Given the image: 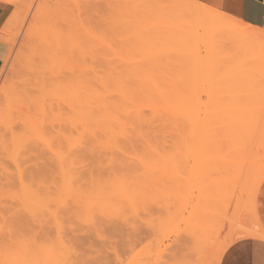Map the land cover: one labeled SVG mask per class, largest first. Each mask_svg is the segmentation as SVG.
Segmentation results:
<instances>
[{"label": "rangeland", "instance_id": "374dc122", "mask_svg": "<svg viewBox=\"0 0 264 264\" xmlns=\"http://www.w3.org/2000/svg\"><path fill=\"white\" fill-rule=\"evenodd\" d=\"M7 2L0 264H187L263 225L264 48L169 27V0Z\"/></svg>", "mask_w": 264, "mask_h": 264}, {"label": "bare ground", "instance_id": "6f19581e", "mask_svg": "<svg viewBox=\"0 0 264 264\" xmlns=\"http://www.w3.org/2000/svg\"><path fill=\"white\" fill-rule=\"evenodd\" d=\"M169 3H170V5H169V13L168 14L172 17V19L168 22V26L169 27H171L172 25H176V24L179 25L180 24L181 27H178L177 28L179 31L183 32L184 34H189V35H192V36L198 35L200 37H204L205 41L220 42V44L223 43V42H225L226 44L229 43V42H231V43H233V42H239L240 48L243 49V50L254 49L255 47H258V48H261V49L264 48V31L261 30V29L254 28V27H252V26H250V25H248V24H246V23H244V22H242L240 20L232 19L230 16L224 15L223 13H220V12H217V11H213V9L211 7H208V6H206V5L198 2L196 0H169ZM64 17H67V16H64ZM72 18H73V16H72ZM65 19L64 20L61 19V21H67V22H64L63 23L64 25L59 22L60 23L59 24L60 27H63L64 28L65 24H70L71 21L65 20ZM70 26L72 27V23H71V25L68 26V28ZM172 27H176V26H172ZM49 29L50 28H48V31H49ZM66 29L64 30V32H66V33H64V35H63V32L62 31H59V36L57 35L58 36L57 39H60V36L61 35L64 37V38L61 37V39H65V37L67 36L66 34H70V32L68 33V30L70 28L67 29V30ZM73 29H75V28H73ZM56 32H57V30H56ZM60 32H62V34ZM72 32H73V30H72ZM74 32H75V30H74ZM50 33H52V32H50ZM76 33L78 34L77 30H76L75 34ZM53 34H55V33L53 32ZM57 34H58V32H57ZM57 36H55V38ZM72 36H74V35H72ZM69 37H67V38H69ZM55 38L53 37V40ZM67 38L64 41L61 40V39L60 40H56V41L58 43L60 41H63V43L62 42L60 43L62 45H64L65 43H67V44H65L66 46H69V49H68V47H66L67 48V51L70 50L71 52H73V51L76 52L77 51V48H76V50H74V48H73L72 49L73 51L70 48V43H71L72 39H67ZM77 40H78L77 42L80 43V37H78ZM53 44H54V48L53 49L55 50L57 47H56L55 43H53ZM75 44L78 45L77 43H75ZM76 45H74V46L75 47H78ZM66 48H65V50H66ZM240 48H238V49H240ZM57 49L55 50V52L58 55L56 53H55V55L58 58V57H60L59 56V51L63 52V49L60 50L61 49L60 48V49H58L59 51ZM63 54H65V53H63ZM55 55L53 57V53H52V57H53L54 60L53 59H50V60H52L53 62H55V61H57L59 59L57 62H61V63H64V64H61V63L58 64L56 62H55V64L53 63L54 65L51 64L52 66L50 67V74L53 71L55 72L56 70H59V72L57 71L56 73L59 74L60 71H62V73L64 75L62 73H60L59 75L57 74L56 78H60V79L57 80L58 82L60 81L58 83L57 81H55L56 79H55V75L54 74H56V73H53L52 75L49 74L50 75L49 78L52 79L51 76H54L53 78L55 80L52 79L53 80L52 81V80L49 79L48 82L49 81H52L53 82V83H50V86H53V89L52 90H53V93L55 92L54 94H57V93L61 92L59 94L60 95L62 94L61 96H63L65 98L64 95L69 91L70 87L72 89V81H71V83H69L71 86L69 84L67 86V83H68L67 81L69 79L73 78V76L70 75L73 71H72V68H71L70 64H67V65L65 64V62L63 61L62 56H61L62 60H60V58L56 59V56ZM65 55L67 56V54H65ZM49 57H50V55H49ZM69 57H72V58H69L68 61H71L74 58L73 56H69ZM60 64L62 66H60ZM53 66H55V67H53ZM65 66H69V69L70 70L67 67H65ZM52 68H53V70H52ZM67 71H68L70 77H68V74L66 73ZM64 72L67 74V76L65 75ZM72 75H74V73ZM61 76H62V78H61ZM66 77H68L67 80H65ZM54 81L59 84V85L57 84L59 88L55 85V82ZM61 84H63L65 86L64 87V88H66L65 90H62L61 86H63V85H61ZM67 88H68V90H67ZM56 89H57L58 92L56 91ZM73 90H74V87H73ZM70 92L72 93V91H70ZM59 94H58V96H59ZM55 96H57V95H53V97H52L53 100L55 99ZM72 100H74V99H72ZM49 101H52V100H49ZM56 101H57V98L54 101V103H56ZM59 101L60 100L57 101L58 108L62 104L61 103L60 105H58L59 104ZM69 102L67 103L68 105H69ZM74 102L75 101H73V103ZM54 103L53 102H48V104H49L48 106H50V111L52 110L51 108L54 107V106H52V105H54ZM55 108L53 110H55ZM59 109L63 110L64 107L63 108H59ZM255 172H257V171L254 170L253 173H255ZM260 173L261 172H259V174ZM259 174H257V175H259ZM261 174H263V173H261ZM254 178H255V175H254ZM234 179H237V178H234ZM236 186H238L237 183H236ZM263 191H264V183H263L262 187L259 190V197H258L259 198V201H258L259 202V216H260V219H261V222L263 223V225L261 227H259V229H256L255 228L254 231L242 230L241 233H239L238 235L234 236V238L230 239L229 242H232V241H234L236 239L245 238V237H248V236L249 237L250 236H254V237H259V238L264 237V221H263V217H262V213H261V203H262ZM201 231H202V229H201ZM207 231L209 232V230L202 231L201 235H199L198 237H195V238L192 239V245H191V247L189 249L190 252L188 253V256H187V259H186L187 264H207L208 257H209L208 254H211V256H213V258L215 257L214 258L215 259L214 262L216 264H220V261L222 259V255L224 253L223 251H225L228 246L226 248H224L223 245H217V248L215 247L216 250H215V253H214V250L213 249H215V248L211 247L212 246L211 242L213 241V240L211 241V236L213 235V233H208ZM211 232H213V231H211ZM222 249H223V251H222ZM230 249H232V247Z\"/></svg>", "mask_w": 264, "mask_h": 264}, {"label": "crops", "instance_id": "0c3cea01", "mask_svg": "<svg viewBox=\"0 0 264 264\" xmlns=\"http://www.w3.org/2000/svg\"><path fill=\"white\" fill-rule=\"evenodd\" d=\"M200 1L209 5L207 0H200ZM11 7L12 6H10V4L7 1L0 0V33L3 27L5 26V24L7 23L9 16L13 12V8L11 9ZM221 12L225 13L230 17L236 18L237 20H240L252 27L264 31V0H230V3L227 5L226 10ZM0 41L7 44L6 48H3L0 44V72H1L4 61L6 60L10 51V44L6 40L2 39L1 36H0ZM261 213L264 221V191L262 195ZM262 242H264L262 241V238H258V237H247V238L237 239L232 242L233 244L230 243L228 245V247L226 248V250L222 255V259L224 258L225 254H228L230 252L229 250H231L230 249L231 247L232 249L233 248L242 249L250 245L253 249V259L255 260L257 258L256 253L258 252V246ZM230 256L231 257L229 258L233 260L239 258L235 255H230Z\"/></svg>", "mask_w": 264, "mask_h": 264}, {"label": "snow or ice", "instance_id": "6c2138e0", "mask_svg": "<svg viewBox=\"0 0 264 264\" xmlns=\"http://www.w3.org/2000/svg\"><path fill=\"white\" fill-rule=\"evenodd\" d=\"M207 2L213 11L219 12L226 10L230 0H207ZM262 241H264V237H262ZM226 247L227 243L225 244V248ZM230 255H235L239 258L233 260L229 258ZM256 256L257 258L254 260L253 249L250 245L242 249L233 248L228 254H225L224 258L220 261V264H264V242L258 246ZM107 264H112V262L109 261Z\"/></svg>", "mask_w": 264, "mask_h": 264}]
</instances>
